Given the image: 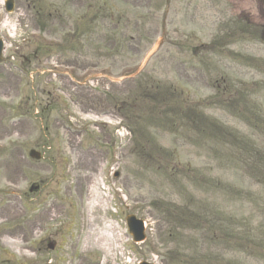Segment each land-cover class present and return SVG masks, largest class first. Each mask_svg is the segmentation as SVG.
Wrapping results in <instances>:
<instances>
[{
  "label": "rangeland",
  "instance_id": "rangeland-1",
  "mask_svg": "<svg viewBox=\"0 0 264 264\" xmlns=\"http://www.w3.org/2000/svg\"><path fill=\"white\" fill-rule=\"evenodd\" d=\"M43 1L45 4L51 3V0ZM83 1L73 0L74 20L77 22L83 16ZM129 1L141 6L133 9L129 3L118 0V10L115 4L108 3L109 11L118 10L123 18L121 63L124 65L122 74L116 72L119 65L117 57L108 56V75L114 78L117 73L120 74L118 77L132 75L131 68L137 65L141 67L151 49L149 45H156L162 40L161 50L138 74L141 76L139 82L147 80L144 87L150 82L145 92L153 93V85L159 94L169 92L166 103L186 100L187 104L196 105L197 101L211 94L204 81L215 80L220 75L229 80L233 78L226 52L223 57L211 51L202 55L193 52L199 46L209 47L219 29L227 23V10L221 0H174L175 4L169 5L164 30H161V26L168 0ZM198 2L204 7H219L215 11L207 9V19L197 21L193 18V11ZM59 5L62 6L63 2L59 1ZM25 7L19 4V10L9 16L7 25L12 30L17 28L15 22L20 23L22 29H25L22 25L27 27L30 42L24 45L28 46L26 55L37 45L30 37H36L39 41L46 39L33 23L32 10L25 14ZM114 27L115 20L112 25L108 24V35L115 33ZM83 28L84 23H81ZM10 34L13 38L14 32L10 30ZM49 36L51 39L52 34ZM88 43L87 51L79 50L77 56L83 65L95 64L99 60L91 41ZM81 45L84 47V42ZM13 47L12 40L6 43L8 51H13ZM67 57L66 53H61L56 59L65 60ZM10 61V66L0 64V69L4 68L12 75L11 79H7L9 74L0 70V146L4 149L0 153V206L5 200L12 202L10 213L3 216V221L11 217L12 227L0 234V249L6 255H0V264H4L5 259L13 264H27L23 259L26 254L23 248L30 250L28 255L32 260L33 256L59 257V254L46 250H37V254L35 250L32 251L36 247L33 243L36 233L33 232L54 221L56 226H65L64 232L68 231L64 233L68 235L64 247L76 243L81 248L86 236H90L88 242L94 248L93 238L100 239L98 243L102 252H98V257H92L91 250L87 249L82 264H134L141 259L151 260V256L159 264H171L175 259L169 251L177 246L186 247L183 260L190 258L188 264H203L205 255L209 256L210 262L218 255L217 264H264L260 258L245 255V246L232 252L224 249L230 244L229 235L232 233L226 219L237 217L242 221L247 220L245 226L247 223L254 225L261 222V217L251 207V203L255 202L233 196L232 189L236 191L239 186L242 192L251 189L264 195V188H258L244 174L241 164L234 163L228 156L221 158L217 144L201 139L182 121L157 119L163 129L175 134L150 130L147 145L151 150L165 154L168 161L163 163L168 165L162 167L166 170L161 171L153 166L146 167L135 156L136 151L129 137L123 140L115 133V121L120 117L125 126L140 120L137 115L131 118L125 110L129 107V111H139L137 98L133 102L132 97L143 88L135 91V82L125 79L121 87L122 96L115 94L118 86H106L113 95L107 102H102L99 87L97 93L87 92L79 83L82 74H77L75 70L66 72L68 76L62 79L56 78L44 65L23 66V73L19 70L22 67L21 59L13 56ZM201 65L209 69L202 71ZM212 67L215 68L212 70ZM117 100L126 104L119 115L112 106ZM161 102V99L157 100L156 108L162 106ZM208 112L215 114L211 110ZM103 122L111 125H99ZM37 145L39 150L44 146V160L33 162L27 158L26 152L37 148ZM112 159L117 164L112 163ZM114 165L120 174L117 180H111L108 175V169ZM172 167H176L177 171ZM233 178L238 185L234 184ZM32 183L43 187L38 194L28 193ZM217 183L220 184L219 188ZM12 186L18 187L16 193L19 196L9 194L8 189ZM94 188H97L99 196L94 198L88 209L87 197L91 196ZM38 198L44 204L36 207L40 203ZM177 206L185 207L191 213V217L186 216L187 222L177 224L166 217L165 212L177 211ZM216 212L222 214L221 220H218L222 222L213 216ZM128 214L146 221L150 236L145 244L131 245L124 226V217ZM34 218L37 224L47 220L44 222L46 224L32 231L31 226L34 225L30 226V221ZM71 219L75 220V226L70 225ZM3 221L0 219V223ZM16 223L18 226L13 228ZM215 233L218 234L217 240ZM4 236H13L11 238L20 240L22 244L8 247L3 242ZM62 237L61 234L55 240L60 242L59 238ZM55 263L64 264L60 261Z\"/></svg>",
  "mask_w": 264,
  "mask_h": 264
},
{
  "label": "bare ground",
  "instance_id": "bare-ground-1",
  "mask_svg": "<svg viewBox=\"0 0 264 264\" xmlns=\"http://www.w3.org/2000/svg\"><path fill=\"white\" fill-rule=\"evenodd\" d=\"M91 184H92V182H91ZM92 199H94V196L91 194V200ZM88 200H90L89 198H88ZM5 241H7V239L5 238ZM21 242L19 241V240H16L15 241V244H20Z\"/></svg>",
  "mask_w": 264,
  "mask_h": 264
}]
</instances>
